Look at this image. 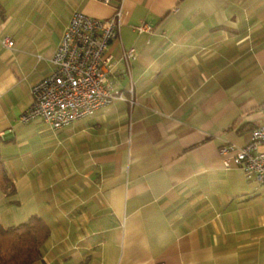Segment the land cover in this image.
<instances>
[{
	"label": "crops",
	"instance_id": "obj_1",
	"mask_svg": "<svg viewBox=\"0 0 264 264\" xmlns=\"http://www.w3.org/2000/svg\"><path fill=\"white\" fill-rule=\"evenodd\" d=\"M115 1L123 99L56 130L20 122L71 15ZM3 37L0 223L49 226L32 264H264V184L220 152L264 123V0H0Z\"/></svg>",
	"mask_w": 264,
	"mask_h": 264
},
{
	"label": "built area",
	"instance_id": "obj_2",
	"mask_svg": "<svg viewBox=\"0 0 264 264\" xmlns=\"http://www.w3.org/2000/svg\"><path fill=\"white\" fill-rule=\"evenodd\" d=\"M121 24L119 1H115L108 18L74 12L50 58V72L32 86V102L20 114L19 121L27 123L38 117L56 130L108 107L116 98L123 99L121 92L112 87V61L107 54L109 43L118 37ZM134 29L150 31L151 26L143 22ZM0 42L5 47H13L9 37L1 38ZM122 57L127 62L134 59V49H124ZM230 149L236 151L233 161L242 169L245 179L264 184V123L250 131L249 140L243 146L235 148L233 144H225L220 152L225 154Z\"/></svg>",
	"mask_w": 264,
	"mask_h": 264
},
{
	"label": "trees",
	"instance_id": "obj_3",
	"mask_svg": "<svg viewBox=\"0 0 264 264\" xmlns=\"http://www.w3.org/2000/svg\"><path fill=\"white\" fill-rule=\"evenodd\" d=\"M0 184L9 186V179L0 161ZM49 226L38 216L5 227L0 223V264H32L41 256V246L49 236Z\"/></svg>",
	"mask_w": 264,
	"mask_h": 264
}]
</instances>
